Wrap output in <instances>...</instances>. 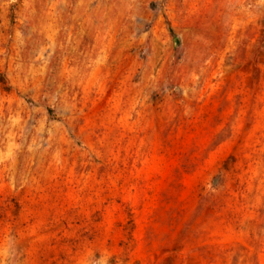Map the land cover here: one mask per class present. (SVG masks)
<instances>
[{
    "label": "rangeland",
    "instance_id": "1",
    "mask_svg": "<svg viewBox=\"0 0 264 264\" xmlns=\"http://www.w3.org/2000/svg\"><path fill=\"white\" fill-rule=\"evenodd\" d=\"M0 264H264V0H0Z\"/></svg>",
    "mask_w": 264,
    "mask_h": 264
}]
</instances>
